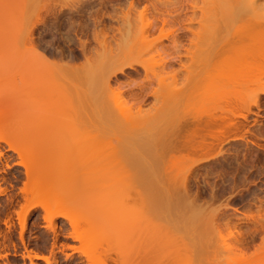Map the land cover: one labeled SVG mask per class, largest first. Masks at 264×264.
I'll return each instance as SVG.
<instances>
[{
    "label": "rangeland",
    "instance_id": "1",
    "mask_svg": "<svg viewBox=\"0 0 264 264\" xmlns=\"http://www.w3.org/2000/svg\"><path fill=\"white\" fill-rule=\"evenodd\" d=\"M130 1L136 3L135 10L128 8ZM240 1L0 0V121L3 123L0 127V137L10 138L16 131V124L22 120H30L31 117L37 119L36 129L13 139L16 149L22 153L8 150L7 143L0 141V187L5 188V192L0 194V264H86L85 254L89 253L98 263L97 258L105 252L116 257L133 248H139L145 242L154 248L152 250L159 256L170 258L171 264H264V220L263 224L261 223V217L264 219V93L259 95L258 107L253 105L250 111L245 108L238 109L239 113L233 118L241 123L239 129L231 130L225 142L214 147L209 153L193 154L192 157L187 155L189 158L181 150L169 151L173 145L166 149L169 142L172 144L179 138H185L184 135L192 127L188 122L182 121L174 128L161 124V128L165 125L163 129L157 123L158 129H149L147 125H150L151 121L143 120L138 124L143 128L137 129L120 127L119 122L115 121V124H112L115 130L110 129L112 125L109 122L106 125L100 124L97 128L88 126L86 129L89 135L85 146H72L67 157L53 159V156H48V170L37 171L27 177L25 167L21 164L30 162L42 154L48 155L53 144L63 138L71 126L79 127L76 122L66 125L59 123L55 118L53 64H41L26 42V26L28 22L35 20L39 7L50 5L54 6V9L47 15L43 12L44 20L33 29V39L38 45V50L50 61L63 56L61 61L68 62L71 53L80 52V41L91 40L92 33L99 38L105 34L106 43L102 47L106 48L99 46V49L95 46L98 48L95 49L97 54H108L107 57L103 55L104 59L115 54L123 55L128 51L130 54V50L136 54L139 50L137 47L143 18L140 16V10L145 5L153 4L159 12L152 14L149 11L145 17L147 20L143 18L144 21L153 20L155 25L153 29L145 32L147 38L173 30L175 37L183 36L181 45L173 48L171 38H162L154 48L141 52L136 60L147 64L152 56V59L157 61H160V57L171 56L163 71L177 70V84L184 82L188 72L196 73L197 82L202 84V52L213 46L215 41L218 42L214 43V46L219 41L236 40L237 36L235 37L233 32L239 29L240 25L243 28L241 19H261V28H250L246 31L245 38L260 39L258 31L264 35V0H246L243 2V6L246 5L244 7H241ZM74 6L79 7L80 13L73 14ZM162 18L168 22L162 24ZM231 18H239L237 20L240 22H235L234 19L233 23H230ZM238 26L240 27L236 28ZM91 45L95 43L91 41ZM159 49H164L160 56L156 54ZM250 52L252 51L247 54ZM99 57L101 60L102 56ZM252 57L255 58L253 54ZM95 58L97 57L93 59ZM84 61L87 63L84 58L79 57L72 64L80 67ZM215 64H210V67L214 68ZM252 66L254 65H250ZM162 67L157 66L155 69L161 71ZM217 67V70L222 69L221 66ZM126 71L133 72L130 69ZM247 71L249 73L251 69ZM253 72L257 73L256 70ZM77 74V77L90 76V72L85 74L79 71ZM70 76L65 79L72 80V75ZM252 76L251 72V76L245 75L243 78L249 81ZM261 76L258 77L260 80H257V83L251 82L253 84L238 79L236 84H239L234 91H240L238 98L244 103L252 99L250 95L253 92L264 87V75ZM131 78L142 84L149 82L143 71L137 77L119 76L125 85ZM168 79L170 81V78ZM242 83L246 87H240ZM125 85V88L129 86ZM230 85L233 90V85ZM150 86L157 87V84L153 81ZM134 87L136 88L127 87V91L138 92L139 87ZM186 87L187 85L184 88ZM234 91L230 93L234 94ZM236 94L230 97L235 100ZM208 96H204L205 99ZM210 97L208 103L212 104L214 98ZM164 99L149 96L143 109H152L151 113H154L153 105L156 106L155 109L161 105L162 108L160 106L157 113L161 110L160 116L163 117L170 112L164 111ZM19 106H23L25 111H19ZM195 106L197 108V103ZM179 108L180 106L178 110ZM94 109L90 106L87 111L92 115L94 112L96 119H101L103 113H97ZM215 113L218 114L219 111L216 110ZM40 131L46 133L44 137L37 136ZM100 132L112 135L108 134L102 140L98 136ZM111 146L115 148V164L123 168L109 176L103 170L91 167L99 165L98 163H108L107 159L101 161L99 155L107 152L106 149ZM182 159L184 160L181 161ZM80 162L87 163L88 168L83 169L79 165ZM186 168H190L187 169L190 171L186 172ZM67 170H84L85 177L79 182L58 183V173ZM126 170L132 174L128 180L122 177ZM185 177L188 178L187 189L182 186L183 181H186ZM26 183L28 187L44 189L41 203L48 207H52L55 199L77 192L79 203L67 211V219L71 218L72 224L83 231L82 243L68 236L72 230L69 220L56 217L46 221L40 206L31 209L24 222L22 237L19 238L20 225L15 211L23 203L19 189ZM184 195L188 198L192 195L193 198L190 199V196L186 199ZM193 199H197L196 202ZM225 204L228 207L224 208ZM219 206L224 209L225 214L222 215L220 209L219 214L222 217L215 219L211 215ZM51 211L52 209H49V212ZM226 213L227 218L230 216L228 221ZM254 218L256 220H253ZM5 221H8L9 227ZM129 224H134L136 230L130 234L121 232ZM217 224L220 227L216 226ZM236 233L238 236L242 233L240 238ZM27 254L45 256L49 263L36 257L29 260Z\"/></svg>",
    "mask_w": 264,
    "mask_h": 264
},
{
    "label": "bare ground",
    "instance_id": "2",
    "mask_svg": "<svg viewBox=\"0 0 264 264\" xmlns=\"http://www.w3.org/2000/svg\"><path fill=\"white\" fill-rule=\"evenodd\" d=\"M235 1L239 2V0H235ZM244 1L246 0L240 1L241 7L246 6V5L243 6ZM149 6L145 5L143 6L142 10H140L141 17L143 18L147 17V13L149 11L152 14H154L155 12L156 13L159 12V9L155 5L151 4ZM53 7H50V5L48 6L44 5L42 7H39L38 9L39 13L37 14V17L35 18V20L28 22L29 24H27L26 26V32H25L26 42L29 45V47L33 50L34 53L32 54H35L38 56L37 60L39 62H42L41 64L43 63L53 64V103L55 105L53 114L55 115V118H57L59 123L66 124V125H69V124L71 125V122L73 125L74 124L73 122H76L79 125V127L73 128L74 126L73 125L71 126L72 130H70L71 128L70 129L68 128L69 130H67L64 133L63 138H61L60 140L56 141V143L53 144V148H51L48 155L42 154L41 156L34 157L32 160H30V162L21 163L25 167V174L27 175V177L30 176L34 172L41 171V170H48L49 169L48 165L50 161L48 156L49 157L53 156V159L63 158L69 155V150L72 146H76L77 148H83L86 144L87 136L89 135L87 132L88 130L86 129L88 126H89L88 128H90V126L91 128L93 127L97 128L96 126H99L100 124L106 125L109 122V124L112 125V124H115V121H118L120 124V127H126V128L136 127L138 129L142 127V125L141 126L138 125L139 123L141 124L143 120L144 122L146 121L148 122V120H150L151 124L147 125L148 128L158 129L159 127L156 126L157 123L159 124L160 128H161V124H165L166 126L170 125L168 127L174 128L176 124L178 125V124H181L182 121H185L192 125L191 130L187 134L184 135L185 138L183 140L179 138L180 140L178 139L172 142V144L171 142H169V144L166 145V149L170 148V146L172 147L173 145L174 147L169 149V151L174 150V149L179 150V152L183 151L185 152L184 155L186 157H189L191 155L193 156V154L199 155V153L200 154L209 153L210 151H212V149H214V147H216L217 145L219 146L221 145V143L225 142L226 136L231 130L234 131L236 129H239V126L241 123L235 121L233 118V116H235L236 113L240 111L238 109L245 108L246 111H250L251 106L253 105H255L256 107L259 106V95L264 93V87L260 88L256 92H253V94H251L252 96L250 95L252 99L248 100L247 102L245 101L246 103H244L241 98H238V92L240 91L236 92L234 91L235 90L234 88H237L236 85H238L239 83L238 84L236 83L239 82V80L241 82H244V80H247L246 78H243V77L245 75L251 76V72L253 76L249 81L247 80L250 84H253L251 82H254V81H256L257 83V80H260L258 77H262L261 75H264V35L262 36V34L259 33L258 31V34H259L258 36L260 39L253 40L250 38H245L246 31L250 30V28L251 29L254 28V30L257 27L261 28V25H262L261 19L247 21L237 16L241 19L240 21H243L242 23L244 24L246 23L245 25L243 24V28H241L242 25H240L241 27L240 26L236 27V28L240 27L237 30L235 29L236 32L234 30L233 33L235 34V37L237 36V39L236 38H235L236 40L230 39V41L226 40L223 42L219 41V43L216 44V46H214V43L218 42V41H215L213 42V46H210L207 50H204L202 52V56H200V61L201 63L204 62L203 69L205 71L204 72L203 69L202 70L200 69V71L202 72L201 74L204 75V76L201 75L202 84L197 82L198 76L194 72L193 73L188 72V74L185 75L186 77H184L185 79L184 82H179L180 84H177L178 82L177 77H179V75L177 76L176 74V72L178 73L177 70L176 72L175 70L174 71L173 70L163 71L164 65H166L167 61L171 59V56L168 59H166L165 57H160V61H157L155 59L153 60L152 59L153 56H152L151 57L152 61L150 60V62H148L147 64L136 60V58L140 56L141 52L143 53L144 51H148L154 48L157 42H159L162 38H171L172 42L174 43L173 46L176 47V44H175L176 37H175L173 30H168L167 33H161L158 36H155L150 39L147 38V35H145V32H147L149 29H153V27L155 26L153 24L154 22H152L153 20L151 19H149V21H144L142 18L143 20L142 21L140 18L141 37H140V42L138 43V47H137L139 48V50L137 51L136 54L131 53V50H130V54H128L129 53L128 51V53H124L123 55L115 54L109 58L104 59L103 55L105 56L106 54L105 53H101V55L100 53L97 54L95 49H98L97 47L99 46L100 47L104 46V44L106 43L105 34H103V36L99 38L97 37L95 33H92L91 40H81L80 41V44H79L80 52L78 54L71 53L68 56V62L67 61L65 62L63 60L61 61V57L63 56H60V58L57 60L50 61V59L45 54H43L41 51L38 50L37 48L38 45L35 44L36 42H34V39H33V29L38 23H41L44 20L43 17L45 13L47 15L49 12L50 13L53 12V9H54ZM128 8L130 10H133V9L135 10L136 3L134 1H130ZM72 11H73V14L80 13L78 6H74ZM43 12L45 13L42 14ZM239 18H231L232 21L230 20V23H233L234 19H235L234 20L235 22H238L239 20L237 19ZM145 20H147V18H145ZM161 21H162L161 22L162 24H165L168 22V20H166L165 18H162ZM161 29L162 27H160V30ZM91 41H93L95 45L92 46ZM195 44L196 43L193 40V45ZM96 45L97 47L95 48ZM131 46L134 47L135 44ZM100 47L99 49H101ZM254 50H256L255 54H254ZM161 51L164 52L162 49L156 50V54L160 56ZM249 51H252L253 53L250 52V54H247L249 53ZM95 52L97 55H95ZM252 54L253 56H255V58L252 57ZM246 55L250 56L249 58L251 59L247 58ZM93 56L94 57L96 56L97 58H95L94 60ZM98 56H102L101 60H100V57L98 58ZM36 57H34L35 60H36ZM79 57H82L87 61V63L84 61V63L81 65L83 66L82 67L83 70L81 66L79 67V66L73 65L74 61L78 59ZM70 63L73 66H71ZM212 63L213 64L216 63L215 64L216 66L214 68L210 67V64ZM249 64L250 65L253 64L255 67L252 66L253 67L252 69V67H250ZM137 66L140 68H138ZM157 66H163L161 68V71L159 70L157 71L155 69ZM219 66H221L222 69L221 70L218 69L219 70L218 71L216 67L219 68ZM248 67L251 69L249 73L247 71L249 70ZM85 68L88 70H86ZM127 69H130L133 72L126 71ZM78 70L83 71L85 74L86 72L87 74L90 72V76L85 75V76L77 77L78 76L77 72H79ZM141 70L144 72L145 77L149 81L148 84L149 83L151 84V82L154 81L156 82L157 87L150 86V84L148 85L146 83L145 85L144 83L142 84L141 82H136L134 78H131L130 82H128V84L126 83V85H129L130 88L129 86L127 87L129 89H133V88H136L134 86H138L139 91L138 92H136L137 90L135 92L130 91V90L127 91L128 88L124 87L125 83L123 84L124 81L120 80L119 76L127 75L129 76V78L133 76L137 77L140 74V72H142ZM255 70L257 71V73L253 72ZM68 75L69 76L72 75V78H71L72 80L65 79L66 77H68ZM168 78H170V81ZM188 83L189 84L191 83V84L189 85ZM198 83L200 84V87ZM230 83H232L231 85L233 86L235 85V87L232 86L233 90H231L230 89L231 87H229ZM249 83L248 85H250ZM181 84L182 85L185 84V85L181 86ZM186 85L188 88L187 87L184 88ZM244 86L245 85H243L242 83L240 87H244ZM180 87L181 89H179ZM199 88H200V91H199ZM231 91H234V94L237 93L236 94L237 98L235 99L236 96L234 97L235 100L231 98L234 96L233 93H230ZM210 94L212 96L217 95L216 96L217 100H215V96L213 97L214 99L211 98ZM229 94L231 95L233 94V96ZM149 96H152L155 99L159 97H161V99L167 98V99H164L165 101H163V102H166V105L163 106L165 109L164 111L166 112L167 110H169L172 115L170 114V112L169 114H166L167 116L166 115L164 116L162 113L163 117H161L160 116L161 110L159 111L160 113H157L161 105L157 109H155L156 106L154 107V105L152 104L153 105L152 108L156 111V112L154 111V113H151L152 109L144 110L143 105L145 104V100ZM204 96L205 97L208 96L207 99H205ZM209 97L210 99H213L212 104L208 103ZM199 98H200V101H199ZM201 100L203 102L206 101L207 104H204L206 102L202 103ZM196 103H197V108L195 106ZM90 106L94 107L95 108L94 110L97 113H100V112L103 113L102 115L104 116L101 119H96V117L94 116V112L92 115L88 113L87 111V109ZM178 106H180L179 110H178ZM22 107L23 106H19L18 108H19V111L23 112V110L25 111V108L22 109ZM160 108H162V106ZM29 110L30 108L27 111ZM193 110L194 112L192 113ZM216 110L219 111L218 114L215 113ZM87 114H89L88 116L90 117V119L87 116ZM105 116L108 119H106ZM33 118L34 117H31L29 118L30 120L25 119L26 121L22 120V122L20 121L19 123H17L16 131L12 134L10 138L0 137V141H4L7 143L8 150L16 151L19 154L22 153L20 150L16 149L13 139H15L16 137H22L26 135L28 132L37 128V119H33ZM189 118H191L190 121L188 120ZM104 119L107 122H105ZM110 119H111V123H110ZM154 120L156 121L154 122ZM2 125L3 123L0 121V127ZM165 125L163 127H165ZM147 126L145 128H147ZM163 127L161 129H163ZM9 128H11V126H9ZM110 129L115 130L114 125H112V128ZM45 134L46 133L44 131H40L37 136L44 137ZM108 134L112 135V133H108ZM108 134L105 132L104 133L100 132L98 136H100V138L103 140L106 138L105 136ZM106 151L107 152L104 151L99 155V159L101 161L103 159H107L108 163L107 164L98 163L99 165H92L91 168L96 169V170H103L106 175L110 176V175H114L115 172H118L120 168H123V166L115 164L117 163L114 161L115 160V157H114L115 148L111 146L110 148L106 149ZM0 157H1V152H0ZM178 159H181V158H178ZM183 160L184 159H182L181 161ZM79 165L83 169L88 168V164L85 162H80ZM188 167L190 166L188 165ZM187 169H190V168H186L185 171ZM125 172L126 173L123 174L122 176L124 179L128 180V178L132 177V174L129 173L127 170ZM84 177H85L84 170L82 171L67 170V171L59 172L56 180L60 184H68V183L79 182L83 180ZM187 182H188V178H186V181H183L182 183L183 189L188 188ZM19 190L22 194V199H23V203H21L19 205V209L15 211L18 223L20 225V228H19L20 232L18 233L19 238L22 237L23 226H24V222L27 216L29 215L31 209L37 206H40L42 210L44 211V215H43L44 220L51 221L52 219L54 220L56 217H63V218H66V220H69V223L72 224V219L71 218L67 219L68 217L67 211L70 208L75 207L79 203V195L77 194V192L69 193L66 196L62 197L61 199H55L52 207H48L41 203V199L44 193L43 188L28 187V184L26 183V185L24 186L22 185V188H20ZM3 192H5V188L0 187V194H3ZM188 192H187V195H188ZM190 196L189 198L192 199L193 196L192 195ZM185 197H187L186 199H189L188 196H185ZM219 207L215 210V212H212L213 214L211 215V217L215 219H221L220 216L222 217V215L225 214V212H223L224 209H221L222 208L221 206ZM223 207L225 208L228 206H226L225 204L223 205ZM49 209H52V211L49 212ZM220 209H221V212H223L221 213L222 215L219 214ZM233 210H236V209L233 208ZM229 217L230 216H228V218ZM228 218H227V213H226L227 221L229 220ZM224 219L225 218L223 217V221L226 220ZM261 219H258V220H261L262 221L261 223L263 224L264 219L262 217ZM253 220H256V219L254 218ZM5 224L7 227H9L8 221H5ZM257 225L260 226L259 224ZM71 226H72V230L68 233V236L82 243L83 231L76 228V226H74L73 224ZM216 226L220 227L219 224H217ZM262 227H264V224ZM135 230L136 228L134 224H129L121 232L130 234L134 232ZM241 235L239 233V236ZM55 236L56 235H54V237ZM152 249L154 248L149 247V244L145 242L141 244L139 248H133L129 250L127 253H123L116 257H112L110 254L105 252L101 255V257L98 256L99 257L97 258L98 263L92 257V254L89 253V254H85V258L87 260L86 264H171L172 260H170V258L168 259V257L159 256ZM26 257L29 260H31L33 257H36V258H39L45 261L46 263H49L47 257L45 256H41L37 254H32V255L27 254ZM32 264H35V263H32Z\"/></svg>",
    "mask_w": 264,
    "mask_h": 264
},
{
    "label": "flooded vegetation",
    "instance_id": "3",
    "mask_svg": "<svg viewBox=\"0 0 264 264\" xmlns=\"http://www.w3.org/2000/svg\"><path fill=\"white\" fill-rule=\"evenodd\" d=\"M182 37H183V36H179V37L177 36V37H176V43H175V44H176V47H178V46L181 45ZM166 39H167V38H166ZM171 43H172V47H173V48H176V47L173 46L174 43H173L172 41H171ZM167 49H169V48H167ZM162 50L164 51V49H162ZM168 54H169V53H168ZM165 58L168 59V58H170V57H167V56H166ZM126 76H127V75H126Z\"/></svg>",
    "mask_w": 264,
    "mask_h": 264
}]
</instances>
